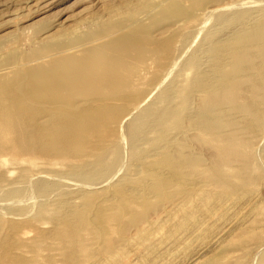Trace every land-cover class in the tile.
Returning <instances> with one entry per match:
<instances>
[{
    "label": "bare ground",
    "instance_id": "6f19581e",
    "mask_svg": "<svg viewBox=\"0 0 264 264\" xmlns=\"http://www.w3.org/2000/svg\"><path fill=\"white\" fill-rule=\"evenodd\" d=\"M204 1L206 0H171L169 4L158 10L157 15L159 18H154L151 23L157 25L159 22H170L173 17L185 16L188 12L196 9L201 2L203 4ZM155 2L157 0H141L138 7H133L130 2H127L123 7L111 10V14L104 19L99 15H93L90 23L98 29L96 34L91 32L76 36L75 32L79 30L83 23V19H81L79 23L77 22L78 28L75 29V27V30L66 29L59 34H56L55 31L45 36L44 39L33 40L30 45L32 48L25 59L29 61L28 63L35 62V64L11 72L10 75H4L1 72L4 65L10 60L1 63L0 139L5 131H12L14 134L13 139L7 145H1L0 143V151L7 150L14 157L20 153H26V157L28 156L29 158L30 156L40 158L53 156V158L56 157L63 160H77L83 156L91 157V155H97V151L102 149L103 140L115 132L114 124L118 122L116 127L119 129L131 115L136 114V111L162 87L166 77L171 74L176 63H178L179 55L173 57L169 62L172 47H174L172 44L176 40L174 39L173 42V38L176 36L175 33L173 38L172 36L162 37L159 35L158 37L153 35L154 38H151L145 35V28L140 27L138 31H130L128 28V31L115 36L111 41L102 42V45L99 43L102 38L109 37L115 30L121 29L125 22L136 23L138 16L148 12ZM249 3L245 2L239 5ZM259 5L261 6V3ZM245 7H249V5H245ZM244 8L243 11L231 13V15L227 14L229 17L223 20L227 23V27L224 26L226 27L224 31L226 29L228 31V28L233 29L234 26L239 27H235L234 31L229 30L230 32L227 34L218 33L221 34L223 40L215 43L211 42L210 39L213 34L208 30L194 51V53H200V56L196 57L197 60L195 59V61L202 63L200 66L203 70L200 74H193L190 78L192 90L187 96L196 100L197 104L189 108L190 111L187 113L186 119H184L188 123L187 126L184 124L173 125L175 127L174 130L170 131V133L168 132V135L166 134L165 147H167L168 153H166L167 155L165 154V161L159 162L161 165L163 163L164 168L166 166L169 169L170 179H167L168 176H166L167 178H158L159 180L156 179L158 183L147 190L148 193H153L159 197L158 200L168 199L173 205L172 213L175 216L179 215L174 230L168 233L164 231L166 234H164L162 241H159V244L171 240L172 236H176L180 232H186L198 224V211L196 209L197 206L193 202V197L190 193H187V190L181 189L191 184L192 179L189 180V176L200 177L203 182L212 186V191L200 193L202 202L205 205L203 207L207 208V212L213 211L214 208H219L220 205L224 204V201L239 199L241 195L247 193L244 188L245 185L254 180L249 175H246L247 177L244 176L245 178L239 176L253 165V162L250 161L252 155L250 152V140L257 135L264 117V9L257 13L258 15L254 14L255 16H252L253 14L249 9L244 10ZM221 9L223 10L224 8ZM219 26L223 27L221 24ZM166 29L165 31H167ZM112 42L118 44L115 49L111 48ZM14 59H16V56ZM192 60H194V54L187 60L191 68L197 64H194L193 62L195 61L192 62ZM21 61L23 60L21 59ZM224 65L229 66V69L225 72L222 70ZM163 69L167 70V72L161 78ZM197 70L199 69L196 68ZM15 77H17V80H14ZM172 82L161 92L164 99L162 108L154 113L149 111V109L141 111L138 115L140 120L147 115H154L152 116L153 122L156 125H161L174 116L175 104H177L174 97V89L177 85ZM233 87L237 88L233 89ZM234 108L241 111H232ZM248 116L250 118H246ZM40 118L44 122H39ZM241 119H243L241 122L243 125L241 124L240 126L237 121ZM190 131H194L196 142L199 140L204 141V138L207 139L205 143L212 150L210 156H207L209 157V162H206L205 158L202 155L200 156V154L191 156L189 151V148H191L189 147L191 136L188 133ZM133 133H135L134 129H131L128 134L131 135ZM246 137L250 140L246 139ZM92 138H100L99 144H93ZM106 144L109 145V143ZM103 147L106 148V146ZM164 149L163 147V151H165ZM157 159L156 164L158 163ZM164 159L162 156V160ZM159 166L158 168H161ZM155 167L157 166L155 165ZM187 169L192 171L187 173ZM162 170L164 172V169ZM133 171L137 173L138 167H135ZM231 172L235 174L232 178L228 177ZM145 174H148V172L146 171ZM114 176L115 174L105 179V181L90 184V186H104L105 183L113 180ZM150 176L152 177V175H149L147 178ZM150 180L152 181V178ZM147 182L149 184V181ZM193 183L197 184L195 181ZM70 184L69 186H75L72 183ZM122 185L116 183L115 195H111L116 196L113 199L119 200L120 196L125 195ZM76 186L79 185L77 184ZM189 186L191 187V185ZM177 187L181 189L180 192L177 191ZM142 194H145V192H142ZM95 195L91 197L94 198ZM108 195L106 194L105 197L99 198L98 202L105 200ZM140 197L142 198V196ZM89 198L87 197L86 200L88 202L85 201L86 206H88L87 209L91 207L92 202V199ZM125 198H122V202L127 205L134 203L133 196L129 197L131 199ZM141 202L142 204L144 203L143 201ZM107 206L111 208V210L107 209L110 215L106 211V214L103 212L102 215L106 216L108 214L109 216H107L111 224L109 225V230L114 234L118 233L124 236L131 223L128 224L120 220L119 214L123 205L120 203L117 205L115 203L114 205L113 203L112 206ZM200 207L202 208V205ZM96 208V210L91 208L92 215H90L93 220L89 217L95 225L92 222H88V226L93 227V231L95 229L100 231L101 229L103 231L100 232L107 233L108 225L106 226L107 223L104 222L105 217L103 218V216L99 215L102 207L98 206ZM131 216L133 223L136 222L138 216ZM60 221L63 227L56 232V236L52 237L56 244L62 248V251L65 252L62 255V263L77 264V262H73V253L77 248H75L73 253L72 250L78 245L80 249L82 247L81 240L82 242L86 240L85 237L81 239L79 234L80 229H84L86 225L83 222L84 220L80 221V223H83L79 226V222L78 225H75L65 217H62ZM78 226L81 228L79 229ZM90 230L92 231V229ZM148 230L138 229L134 238L137 245L144 248L143 253L139 257L142 264H155L156 256L154 254H157V249L155 242L153 243L154 236L151 239L150 235L152 234ZM93 234L94 232L91 233V235ZM46 239L49 238L46 236L42 237V240L46 241ZM9 240H11V237L7 242ZM5 248L7 249V247ZM103 248L100 247V249ZM33 250L35 251L32 248ZM127 250L122 244L106 249L104 251L105 259L103 258L102 264H127L125 260L128 255ZM77 255L76 257L81 256ZM5 258L6 256L2 258L4 263L7 260ZM17 259L19 258L17 257ZM82 261L84 264V260Z\"/></svg>",
    "mask_w": 264,
    "mask_h": 264
},
{
    "label": "rangeland",
    "instance_id": "374dc122",
    "mask_svg": "<svg viewBox=\"0 0 264 264\" xmlns=\"http://www.w3.org/2000/svg\"><path fill=\"white\" fill-rule=\"evenodd\" d=\"M170 1L157 0V2L152 4L148 12L138 16L136 23L131 21L125 22L121 29L115 30L112 35L102 38L99 42L101 43L100 45L109 42L115 36L128 31V28L130 31H138L140 27L145 28V35L151 38H154L153 35H157V37L158 35L162 37L172 36L173 38L176 34L173 38V42L174 39L176 40L172 44L174 47H172L169 62L173 57L178 55L179 60L177 59L178 63H176L171 74L166 77L162 87L136 111V114L131 115L125 121L122 125L123 127L121 126L118 129L116 127L118 122L114 124L115 132L109 136L110 138L108 137L103 140V146H106V148L102 146V149H99L100 152L97 151L98 153H96L98 156L94 155V157L91 155V157L83 156L77 160H63L56 157L54 159L53 156L45 158L30 156L29 158L28 156L26 157V153H20L17 155L19 158L17 156L14 157L7 150L0 151V264H63L62 255L65 252L53 240L56 232L60 231L63 227L60 221L62 217L68 218L75 225H78L81 220H84L83 222L86 225L84 229H80L81 227L79 226L83 222L80 223L78 226L80 229L79 234L81 239L85 237L86 240H89H83V242L81 240L82 247L79 249L78 245L72 250L73 253L75 248H77L74 252L75 254L73 253V262L75 261L77 264H83L82 260H84V264H102L105 259L104 251L117 244H122L126 250L128 249V255L125 259L127 264H142L139 257L143 253L144 248L137 245L134 238L138 229L145 231L149 229L148 232L152 234L150 235L151 239L154 236L153 243L155 242V247L159 250H156L157 254H154L157 262L155 264H264V117L262 118L257 135L253 139L251 138L252 141L246 137V139L250 140V152L252 154L250 161L253 162V165L243 171L239 177L245 178L249 175L250 178L254 179L253 182H250L244 187L248 194L241 195V198L239 197L237 200L224 201V204L220 205L219 208H214L213 211L207 212V208L203 207L205 205L202 202L200 193L212 191V186L203 182L200 177L189 176V180L192 179L191 184L181 189L187 190V193H190L193 197V202L197 206L196 209L198 211V224L186 232H180L176 236H172L171 240L159 244V241H162V238L165 236V232L168 233L174 230L179 215L175 216L172 213L173 205L168 199L158 200L159 197L153 193H148L147 190L151 189L152 185L154 186L158 183L156 179L167 178L166 176H168L167 179H170L169 169L166 166L165 168L167 169H165L163 163L162 165L160 163L165 161V154L168 153V149L165 147L168 132L170 133V131L174 130L175 127L173 125L184 124L187 126L188 123L184 119H186L187 113L190 111V106L193 107L194 104H197L196 100L187 96L192 90L190 78L193 74H200L203 70L200 66L202 63L195 61L200 56V53H194V51L208 30L213 34L210 39L211 42L215 43L223 40L221 34H227L230 32L229 30L234 31L235 27H239L234 26L233 29L228 28V31L227 29L224 31L227 23L223 20L227 19L231 13L243 11L245 5H249L250 8L245 7L244 10L249 9L253 14L252 16H255L254 14L258 15L257 13L264 9V0H206L203 4L201 2L196 9L188 12L185 16L173 17L170 22H159L157 25L151 23L154 18H159L157 15L158 10L165 7ZM127 2H130L133 7H138L141 0H0V64L10 60L4 65L1 72L4 75H10L11 72L22 69L23 67L32 66L35 62L31 61L32 63H28L29 61H26L25 58L32 48L30 45L33 40L44 39L45 36L55 31L56 34H59L66 29L73 30L75 27L77 29L81 19H83V23L79 30L75 32V35L81 36L91 32L96 34L98 29L90 23L91 17L93 15H99L104 19L111 14V10L117 7H123ZM245 2L250 3L239 5ZM260 3L261 6L259 5ZM255 5L259 6L256 7ZM221 8L224 9L222 10ZM256 10L258 11L256 12ZM220 24L226 27H218ZM170 25L173 26L170 27ZM161 27L162 29H160ZM220 32L221 34H218ZM117 45L116 42H112L111 48L115 49ZM193 54L194 60L192 62L195 61L193 63L197 64L191 68L187 60ZM15 56L16 59H14ZM196 68L199 70L196 71ZM228 69L229 66L224 65L222 70L225 72ZM165 72L167 70L163 69L161 78L164 77ZM14 80H17V77ZM173 80H175L174 82L177 85L174 89V97L177 103L175 104L174 116L161 125H156L153 122L152 116L154 115H147L140 120L138 115L141 111L149 109V111L154 113L162 108L164 99L161 92ZM239 110L234 108L232 111ZM246 118L250 117L248 116ZM42 121L44 122L40 118L39 122ZM242 121L243 119L238 120L237 123H240L241 126V124L243 125L241 123ZM131 129H134L135 133L129 135L128 133ZM188 133L191 136L189 140L191 156L200 154V156L202 155L205 158L206 162H209V157L207 156H210L212 150L205 143L207 139L204 138V141L199 140L196 142L194 131ZM13 134L12 131H5L1 135V145H7L13 139ZM97 139L98 141H96ZM99 139L92 138L93 144H99ZM106 143H109V145ZM163 147L165 151H163ZM162 156L164 160H162ZM156 159L157 164L160 163V166L156 164ZM149 161L150 163H148ZM133 165L138 167L137 173L133 171L135 168H133ZM158 166L164 169V172ZM155 169L157 170L155 171ZM146 171L148 174H145ZM191 171V169L186 170L187 173ZM158 173L160 174L158 175ZM113 174H115L113 180L105 183L104 186H92L93 189L90 186V184L105 181V179H108ZM143 175L146 176L144 177ZM149 175H152V177L147 178ZM228 175V177L232 178L235 174L231 172ZM150 178H152V181ZM144 180L146 182L149 181V184ZM193 181L197 184H194ZM70 183L75 186H69L71 185ZM116 183L124 185L122 187L125 195L120 196L119 200L113 199L116 196H111L115 195L114 189ZM77 184L79 186H76ZM177 189V191H181L178 187ZM142 192H145L147 196L142 194ZM106 194L110 196L108 195L105 200L98 202V199L105 197ZM94 195L95 197L92 198ZM139 195L142 198H146L142 199ZM89 196L94 204L91 202V207L87 209L86 202L88 201L86 200ZM131 196H133L134 203L127 205L122 202L123 197L131 199L129 198ZM141 201L144 202V205ZM113 203L114 205L115 203L116 205L119 203L123 205L119 214L120 220L128 224L131 223V226L124 236L118 233L114 234L109 230V225L111 224L108 219V214L110 212L107 209L111 210V208L107 205L112 206ZM201 205L202 208L200 207ZM98 206L102 207L103 211L101 210L99 215L103 216V218L105 217L104 222L107 223L106 226L108 225L107 233L100 232L103 231L101 229L97 231L95 228L93 231V227L88 226V222H92L93 220L91 208L96 210ZM105 211L108 212L106 216L102 215ZM131 215L138 216L136 222L133 223ZM89 232H94V234L91 235ZM41 236H46L49 239L44 241ZM10 237L12 241L9 240L7 242ZM44 242L46 245H44ZM47 246L49 247L47 248ZM100 247L104 248L100 249ZM32 248L35 251H32ZM44 249L45 251L43 252ZM76 255L81 256L76 257ZM157 255L159 256L157 257ZM3 256H6V263L2 261ZM44 258L46 261H44Z\"/></svg>",
    "mask_w": 264,
    "mask_h": 264
}]
</instances>
